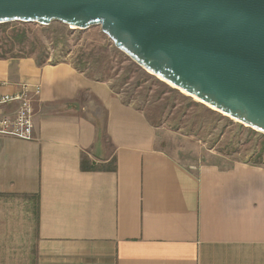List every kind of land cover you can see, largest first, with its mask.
<instances>
[{"label": "crops", "instance_id": "1", "mask_svg": "<svg viewBox=\"0 0 264 264\" xmlns=\"http://www.w3.org/2000/svg\"><path fill=\"white\" fill-rule=\"evenodd\" d=\"M24 85L33 139L0 134V264H264V162L168 149L109 83L0 58V94Z\"/></svg>", "mask_w": 264, "mask_h": 264}, {"label": "water", "instance_id": "2", "mask_svg": "<svg viewBox=\"0 0 264 264\" xmlns=\"http://www.w3.org/2000/svg\"><path fill=\"white\" fill-rule=\"evenodd\" d=\"M100 25L166 83L264 134V0H0V23Z\"/></svg>", "mask_w": 264, "mask_h": 264}, {"label": "rangeland", "instance_id": "3", "mask_svg": "<svg viewBox=\"0 0 264 264\" xmlns=\"http://www.w3.org/2000/svg\"><path fill=\"white\" fill-rule=\"evenodd\" d=\"M4 28V27H3ZM20 34V37L14 35ZM20 38V41H19ZM70 62L88 76L107 82L126 103L139 108L160 129L168 149L192 145L205 156L264 162V134L202 103L153 75L120 50L100 25L73 28L12 21L0 31V53ZM163 81L165 84H162ZM215 110V111H213Z\"/></svg>", "mask_w": 264, "mask_h": 264}, {"label": "built area", "instance_id": "4", "mask_svg": "<svg viewBox=\"0 0 264 264\" xmlns=\"http://www.w3.org/2000/svg\"><path fill=\"white\" fill-rule=\"evenodd\" d=\"M41 88L35 87V92L40 93ZM19 102L15 113H6L3 106ZM34 133V108L29 96L28 85L16 94H0V134L20 139L31 140Z\"/></svg>", "mask_w": 264, "mask_h": 264}, {"label": "trees", "instance_id": "5", "mask_svg": "<svg viewBox=\"0 0 264 264\" xmlns=\"http://www.w3.org/2000/svg\"><path fill=\"white\" fill-rule=\"evenodd\" d=\"M9 25V22L8 23H0V31H1V29H6L7 28V26ZM4 27V28H3ZM15 37H20L21 38V36L22 35H20V34H17V35H14ZM20 38H19V41H20ZM9 57H27V56H8L7 55V53L6 52H3V53H0V58H9ZM29 57V56H28ZM37 61L40 63V64H44V63H46V61H44V59L41 57L40 59H37ZM160 82H162V84H165V82H163V81H160ZM171 90H174V91H176V90H178V89H176V88H172ZM213 111H215V110H213ZM216 112V111H215ZM92 167V165H91V163L89 162V160H83L82 161V168L83 169H89V168H91Z\"/></svg>", "mask_w": 264, "mask_h": 264}]
</instances>
